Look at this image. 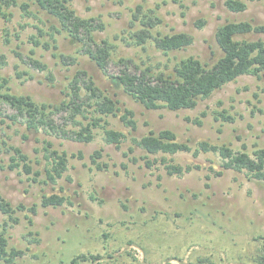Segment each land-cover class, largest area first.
<instances>
[{
  "label": "rangeland",
  "instance_id": "obj_1",
  "mask_svg": "<svg viewBox=\"0 0 264 264\" xmlns=\"http://www.w3.org/2000/svg\"><path fill=\"white\" fill-rule=\"evenodd\" d=\"M245 1L247 9L234 12L226 7L225 0H68L79 15L94 17L103 24V28L96 29L94 34L98 42L106 39L113 45L112 60L106 71L81 51V44H74L66 38L69 37L67 31L56 32L54 28H61V24L50 14L38 11L35 6L25 11L20 4L6 8L11 13L9 19L0 14V74L10 78L14 91L28 94L38 102L58 103L65 98L64 91L77 68H84L100 89L120 101L121 111L116 116H103L101 123L126 134L117 147L105 141L102 128H94V139L85 142L45 128L30 132L23 119L17 123L9 119L0 122V137L22 147L34 170H41L39 179L45 177L48 166L44 157V146L48 142L51 143L50 149L64 150L69 156L63 176L54 183L44 184L33 182L30 179L32 174L25 173L22 168L10 169V154L0 147V191L14 206L20 202L27 207L35 203L38 208L34 216L27 209L17 210L15 216L19 221H10L6 226L10 245L23 249L29 247L14 264H67L75 254L104 253L107 248L120 247V252H115V260L105 258L101 264H156L158 255L148 257L153 260L147 263L144 260L146 254L136 242L144 238L146 231H156L158 225L166 226L189 242L196 241L191 236L195 231L201 235L197 239V242L201 240V246H195L196 249H201V255L205 256L214 253L211 256L213 263L205 264H258L255 259L260 254L261 241L253 240V237L264 235V182L250 179L245 171L234 169H224L218 176L215 170L223 169L219 154L210 151L196 156L193 151L201 140L226 143L236 150L245 144L251 153L257 147H264V76L241 75L215 90L210 97L199 100L194 109L176 111L165 107L146 109L109 78L110 74H118L124 68L121 57L131 59V71L135 70V63H151L154 67L159 63L160 68H172L177 61L191 55L212 65L221 55L215 39L219 25L230 20L264 23V0ZM138 5L142 6L141 16L156 14L163 20L154 30L155 34L158 31L163 34L184 31L193 35V43L185 49L168 53L157 49L153 40L143 46L130 44L135 39L132 34L142 28L141 16L138 19L133 17ZM199 20H205V23L198 26ZM37 25L46 31L41 40H49V33H53L58 50L73 57L74 64L63 63L43 43L35 45L32 42L31 35L39 34ZM251 38L264 40V33L253 34ZM29 55L44 62L47 68L33 66ZM80 85L85 99L88 91L83 83ZM84 107L88 118L78 115L75 122L64 119L66 113H56L55 120L73 135L72 130H79L82 126L77 121L85 124L96 115L93 107L86 104ZM3 108L12 112L8 105ZM125 108L134 111L135 129L121 119ZM218 109L226 110L233 120L216 119ZM203 111L205 116H202ZM197 116L202 124L191 120ZM165 128L176 132L192 150L147 154L134 144V138H140L150 129L159 131ZM130 147L134 150L131 151ZM98 149L101 156L96 160L103 166L101 169L91 157ZM72 153H81L83 157H71ZM143 156L158 161L149 168ZM162 157L184 167L195 164L201 167L194 166L183 174L169 175L161 162ZM54 192L67 196L65 203L43 207L41 195ZM196 208L193 214L192 210ZM27 214L33 217V225L29 224ZM7 219V215L0 211V231ZM30 230L37 233L31 235ZM131 239L135 243L129 245ZM127 250L137 260H132L126 254ZM188 260L186 257L184 263ZM171 262L179 263L177 260ZM0 264L7 263L0 261Z\"/></svg>",
  "mask_w": 264,
  "mask_h": 264
},
{
  "label": "trees",
  "instance_id": "obj_2",
  "mask_svg": "<svg viewBox=\"0 0 264 264\" xmlns=\"http://www.w3.org/2000/svg\"><path fill=\"white\" fill-rule=\"evenodd\" d=\"M17 4H20L25 11H29L30 7L35 6L38 11H44L57 19L61 24V28L58 29L56 26L54 28L56 32L67 31L69 37L66 38L74 44H81V51L88 55L91 61L100 69L107 70L108 63L112 60L113 45L106 39H102L100 42L95 39V30L103 28V24L96 21V18H87L79 15L70 6L68 0H23L21 3H19V0H0V14L9 19L11 13H8L6 8ZM225 5L230 11L234 12H243L248 7V3L245 0H225ZM141 7V5L136 7V11L133 13L135 19L140 18ZM162 22L163 20L156 14L144 13L140 21L142 28L132 34L135 39L133 38V41L129 43L143 46L149 40H153L156 48L164 53L185 49L193 43V35L184 31L166 34L158 31L155 34L154 30ZM204 23L205 20H199L197 25L201 26ZM131 25H133V21ZM35 27L39 34L35 33L30 37L35 45L43 43L45 48L52 50L54 57L60 58L65 64H74L75 59L73 57L58 50L57 39L53 33H49L50 39L43 42L41 36L46 33L45 29L38 25ZM258 33H264V23L256 24L249 20H230L219 25L216 29L215 39L221 55L218 56L212 65H208L191 55L177 61L172 68L169 66L160 68L159 63L155 65L156 67L151 63H145V65L135 63V70L131 71V59L127 60L121 57L120 62L123 63L124 68L118 74H110L109 78L112 79V82L118 88H121L146 109L163 107L173 111L194 109L197 107L199 100L210 97L215 90L220 89L230 81L236 80L241 75L252 74L259 78L264 76V40L251 38L253 34ZM31 51L34 53V49ZM2 57L4 56L2 55ZM28 58L33 66L39 69L47 68L44 62L33 55H29ZM26 73L22 72V74ZM80 83H83V86L88 91L85 99L81 95ZM64 94L65 98L58 103L38 102L28 94L14 91L10 86V78L0 74V122H5L6 119H9L11 122L17 123L20 119H23L27 130L30 132H38L40 128H45L46 130L55 133L61 132V135L85 142H90L94 139V128H102L105 141L109 144H115L117 147L120 146L126 134L101 123L103 116L110 114L116 116L117 112L121 111L120 101L100 89L86 69L77 68ZM85 104L93 107L96 115L91 116L90 120L85 124L77 121L82 124L81 128L72 130L73 135L68 134L56 122L54 115L56 113H66L64 119H71L75 122L78 115L88 118L85 113L87 111V108L84 107ZM3 105L11 107L12 112H7ZM215 112L216 119H222L223 121L233 120V117L227 114L224 109H218ZM205 115L206 112L203 111L202 116ZM133 116L134 111L130 108H125L121 119L124 120L126 125L135 129L136 120H134ZM191 120L197 124H202L199 116ZM133 141L136 146L146 151L147 154H175L180 151L192 150L187 142L180 140L176 132L169 128L159 131L150 129L148 133L140 138H134ZM50 146V142L44 146V157L48 162V166L45 168V177L39 179L38 177L42 173L41 170H34L29 155L23 151L22 147L10 144L0 137V147L10 154L8 167L10 169L22 168L25 173L32 174L30 179L33 182L44 184L56 182L68 168L69 156L67 152L56 148L50 149ZM130 150L133 151L134 147H130ZM210 151L218 153L223 160V169L215 170L216 175H222L224 169H234L237 172L245 171L250 179L264 182V147H257L251 153L245 144H243L241 149L236 150L226 143L216 144L208 140H201L193 152L197 156L201 152ZM77 156L83 157L81 153L71 154V157ZM100 156L101 150L99 149L95 150L91 156L92 162L97 165L98 169L103 167L96 160ZM142 158L146 159L145 164L149 168L158 161V159H148L147 156ZM133 160L136 161L137 158L134 157ZM161 162L164 163L166 172L169 175L183 174L191 171L194 166L197 168L201 167L200 164L184 167L175 162L169 163L166 157H162ZM211 170L214 171V168L211 167ZM207 178H210V176L207 175ZM207 185L210 186V183H207ZM41 196V205L43 207L60 206L67 200V196L58 192L42 194ZM19 209H27L33 216L38 213L37 204L34 203L27 207L20 202L14 206L0 191V211L8 217L3 223V229L0 231V261H4L7 264H14L19 257L25 255L26 249L29 250V247L23 249L10 245L6 232V226L10 221L15 223L19 221V218L15 216L16 211ZM195 211H197V208L192 210V213L194 214ZM157 214L162 213L157 212ZM178 215L179 213H175V216ZM168 216L166 215V217ZM27 218L29 224L33 225V217L27 214ZM155 218H157L156 215ZM188 219H190V216ZM146 232L143 235L144 238L136 243L146 254L144 260H147V263L153 260H149L148 257L154 254L158 255L156 264H162L163 262H167L165 264L213 263L211 256H214V253H209L205 256L201 255V249H196L195 246H201V240L197 242L201 235L197 234L196 231L191 234L196 240L192 242L187 241L182 236L178 237V233L169 231L163 225H158L156 231ZM35 233L37 232L29 231L31 235ZM105 236L108 237V234H105ZM35 240L38 241L39 239ZM253 240L261 241L260 254L255 260L258 264H264V235H256ZM133 243H135V240H129V245ZM148 244H150L149 247L147 246ZM120 250L121 247L114 250H108L107 248L104 253L84 252L75 254L70 257L67 264H101L105 258L115 260V252H120ZM125 252L128 256H131L132 260H137L130 250ZM186 257H189V260L184 263ZM172 260H177L179 263L171 262ZM129 264L133 263L130 262Z\"/></svg>",
  "mask_w": 264,
  "mask_h": 264
}]
</instances>
